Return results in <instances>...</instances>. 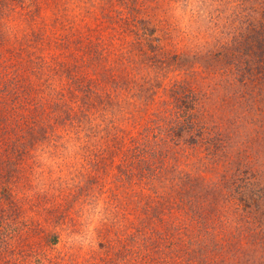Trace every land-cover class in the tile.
Masks as SVG:
<instances>
[{
    "label": "rangeland",
    "instance_id": "obj_1",
    "mask_svg": "<svg viewBox=\"0 0 264 264\" xmlns=\"http://www.w3.org/2000/svg\"><path fill=\"white\" fill-rule=\"evenodd\" d=\"M0 264H264V0H0Z\"/></svg>",
    "mask_w": 264,
    "mask_h": 264
}]
</instances>
